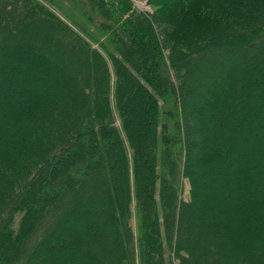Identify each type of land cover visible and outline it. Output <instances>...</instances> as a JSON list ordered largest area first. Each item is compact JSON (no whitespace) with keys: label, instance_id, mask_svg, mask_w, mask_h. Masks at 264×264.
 <instances>
[{"label":"trees","instance_id":"16d2710c","mask_svg":"<svg viewBox=\"0 0 264 264\" xmlns=\"http://www.w3.org/2000/svg\"><path fill=\"white\" fill-rule=\"evenodd\" d=\"M149 2L0 0V264H264V0Z\"/></svg>","mask_w":264,"mask_h":264},{"label":"rangeland","instance_id":"374dc122","mask_svg":"<svg viewBox=\"0 0 264 264\" xmlns=\"http://www.w3.org/2000/svg\"><path fill=\"white\" fill-rule=\"evenodd\" d=\"M56 1V4L58 6V8H61L60 11L57 7H52L54 10L55 13L57 14H66L67 15V11L71 12L70 11V0H54ZM132 3H133V8L135 9V11L137 12H149L151 13L152 10L154 11V13H157L159 12V9L157 6H155L154 4H151V2H149V0H131ZM79 5V4H77ZM81 6V5H79ZM83 8V7H82ZM156 16V15H154ZM158 26L157 27V31L158 33L160 34V40H162V37L167 33L166 31H164L165 29H168V30H171L172 29V23H165L163 19H161V21H157L156 22ZM162 23V25L159 27V25ZM37 24L36 25V29L39 30L41 28V26L38 24V23H35ZM166 24V25H165ZM39 25V26H38ZM103 38L101 37L100 41L102 40ZM47 41V40H45ZM45 41L43 42V44H45ZM207 69V70H206ZM205 69V72L203 73V77H202V80L205 82L204 84L201 83V88L198 89L200 91V94L201 92H204L205 89L207 90L210 85L212 84L211 82L209 83V78L210 77H213L214 76V72H215V68L213 67H206ZM197 80V79H196ZM234 81L235 84H241V81L240 79L236 76L235 79L233 78L232 79ZM253 89V88H252ZM197 96H199L198 94V91L197 93L194 92L192 95H190L191 99L190 100H193V99H197ZM170 99H167L165 104L163 105V108H162V111H163V115L161 116V123H166V122H169V118L167 116V114L165 113L167 110H169V108H171V103H170ZM191 132V131H190ZM208 134V133H207ZM201 132H196V135L194 136L195 137V141L197 143H199L201 140ZM211 135H209L210 137ZM211 139H213V136L210 137ZM219 138V136H218ZM198 148V147H197ZM91 151L94 152L95 151V147H92L91 148ZM199 155V154H198ZM197 155V157H198ZM201 173L202 170L199 168L197 169V174L198 173ZM101 174V171H99L98 169L96 168H93L92 171L90 172V175L89 177L91 176H100ZM202 180V179H201ZM110 182L114 183L113 180H110ZM202 183V181L200 182ZM80 188V186H79ZM91 191V190H90ZM89 190L85 189V188H81L80 190L77 191V193H75V195H73V197L75 198H82L84 195H85V198H86V194L87 193H91ZM71 194H72V191L70 190L69 191ZM189 192H190V185H189V182L186 180V179H183L182 180V191H181V198L183 200H188L189 198ZM84 198V199H85ZM138 210H137V207L135 208V203L133 202L132 204V214H131V219H130V226L132 228V231H133V234H134V237H135V240L140 236L141 234V228H140V225H139V214H137ZM79 221L81 220L80 218L76 217ZM75 218V219H76ZM163 248H164V257H165V264H177L178 263V259H177V255L175 253V250H174V245L170 243V241H164L163 242ZM100 260L102 261L101 263L103 264H111V262L106 258H100ZM137 264H139V262L137 261ZM191 264H195V260L192 261Z\"/></svg>","mask_w":264,"mask_h":264}]
</instances>
